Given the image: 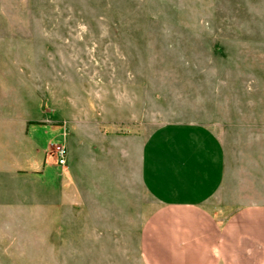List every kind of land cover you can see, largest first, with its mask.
<instances>
[{"label": "rangeland", "instance_id": "rangeland-1", "mask_svg": "<svg viewBox=\"0 0 264 264\" xmlns=\"http://www.w3.org/2000/svg\"><path fill=\"white\" fill-rule=\"evenodd\" d=\"M32 123L68 150L45 177L20 167ZM175 123L221 145L219 203L264 204V0H0V264H146L137 193L102 218L69 166Z\"/></svg>", "mask_w": 264, "mask_h": 264}, {"label": "crops", "instance_id": "crops-1", "mask_svg": "<svg viewBox=\"0 0 264 264\" xmlns=\"http://www.w3.org/2000/svg\"><path fill=\"white\" fill-rule=\"evenodd\" d=\"M54 128L42 123L23 126L28 142L20 147V152H28L20 166L24 172L43 177L51 173L52 147L64 144ZM44 132L53 139L48 144L39 142ZM129 143L127 149L123 140L113 143L116 149L104 147L115 167H99L100 157L89 154L91 145H85L86 153L79 148L69 168L74 179L81 176L83 165L94 170L86 182L100 195L92 207L102 218H124L126 189L137 193L133 200L142 221L139 245L146 264H264V204L232 209L227 200L219 203L224 153L208 129L169 124L143 143ZM4 163L1 169L13 166Z\"/></svg>", "mask_w": 264, "mask_h": 264}, {"label": "built area", "instance_id": "built-area-1", "mask_svg": "<svg viewBox=\"0 0 264 264\" xmlns=\"http://www.w3.org/2000/svg\"><path fill=\"white\" fill-rule=\"evenodd\" d=\"M52 155L54 156L57 166L64 167L67 163L68 151L63 143H57L52 147Z\"/></svg>", "mask_w": 264, "mask_h": 264}]
</instances>
